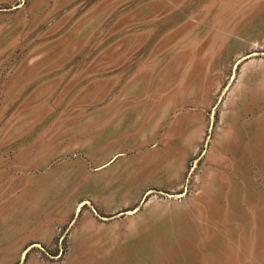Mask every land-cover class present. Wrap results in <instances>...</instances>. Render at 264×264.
I'll return each instance as SVG.
<instances>
[{
  "label": "rangeland",
  "instance_id": "374dc122",
  "mask_svg": "<svg viewBox=\"0 0 264 264\" xmlns=\"http://www.w3.org/2000/svg\"><path fill=\"white\" fill-rule=\"evenodd\" d=\"M0 264H264V0H0Z\"/></svg>",
  "mask_w": 264,
  "mask_h": 264
},
{
  "label": "water",
  "instance_id": "95a60500",
  "mask_svg": "<svg viewBox=\"0 0 264 264\" xmlns=\"http://www.w3.org/2000/svg\"><path fill=\"white\" fill-rule=\"evenodd\" d=\"M247 57V55L243 56L242 58H240L237 62H239L240 60H243Z\"/></svg>",
  "mask_w": 264,
  "mask_h": 264
}]
</instances>
